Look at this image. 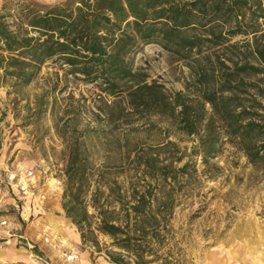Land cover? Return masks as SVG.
Wrapping results in <instances>:
<instances>
[{
  "label": "trees",
  "instance_id": "trees-1",
  "mask_svg": "<svg viewBox=\"0 0 264 264\" xmlns=\"http://www.w3.org/2000/svg\"><path fill=\"white\" fill-rule=\"evenodd\" d=\"M3 1L0 84L29 85L52 62L65 77L96 87L88 123L73 114L70 131L55 128L65 141L62 209L82 244L98 247L95 233L112 239L122 253L108 252L111 264L155 262L148 258L165 238L174 186L198 173L193 157L203 173L218 171L213 160L229 144L264 176V0L29 1L17 10ZM149 44L185 64L186 93H168L133 68L131 57ZM101 126L121 130L111 150L107 141L102 146L126 166L127 186L104 169L89 214L84 200L93 165L84 140ZM171 129L192 140L190 156L169 140ZM156 136L154 144L141 143ZM110 158L104 165L115 162Z\"/></svg>",
  "mask_w": 264,
  "mask_h": 264
},
{
  "label": "rangeland",
  "instance_id": "rangeland-1",
  "mask_svg": "<svg viewBox=\"0 0 264 264\" xmlns=\"http://www.w3.org/2000/svg\"><path fill=\"white\" fill-rule=\"evenodd\" d=\"M29 1L52 5L60 0H9L16 10ZM259 23L264 32V19ZM238 40L242 38L234 39ZM131 58L133 68L145 73L149 83L163 85L168 93H186L191 81L188 68L158 45H145ZM96 93L95 86L65 77L52 62L29 85L18 86L13 80L0 84V224L6 223L0 226V251L10 260L7 264H111L108 252L122 253L112 246L110 237L99 233H95L98 247L82 244L62 209L65 141L55 127L70 131L73 114L80 116V125H86ZM154 122L168 127L158 118ZM118 134L121 130L114 126H101L84 140L85 156L93 165L84 200L89 214L94 212L91 191L104 181V169L127 186L122 174L126 166L115 160L117 156L106 154ZM159 139L141 143L154 144ZM169 140L190 156L191 139L171 129ZM104 141L109 144L106 148ZM109 157L115 162L104 165ZM193 161L198 173L174 186L179 190L165 238L148 259L155 258L152 264H264V176L229 144L213 160L218 171L203 173L200 158ZM73 253L78 259L67 262Z\"/></svg>",
  "mask_w": 264,
  "mask_h": 264
},
{
  "label": "built area",
  "instance_id": "built-area-1",
  "mask_svg": "<svg viewBox=\"0 0 264 264\" xmlns=\"http://www.w3.org/2000/svg\"><path fill=\"white\" fill-rule=\"evenodd\" d=\"M5 225H6V223L4 221L1 222V224H0V226H5ZM77 259H78V256H77V254H74V253L72 255H69L66 257L67 262H74ZM40 264H48V263L46 261H41Z\"/></svg>",
  "mask_w": 264,
  "mask_h": 264
},
{
  "label": "bare ground",
  "instance_id": "bare-ground-1",
  "mask_svg": "<svg viewBox=\"0 0 264 264\" xmlns=\"http://www.w3.org/2000/svg\"><path fill=\"white\" fill-rule=\"evenodd\" d=\"M8 262H10V260L7 258L6 254L0 251V263L7 264ZM237 264H242V263L238 262Z\"/></svg>",
  "mask_w": 264,
  "mask_h": 264
},
{
  "label": "crops",
  "instance_id": "crops-1",
  "mask_svg": "<svg viewBox=\"0 0 264 264\" xmlns=\"http://www.w3.org/2000/svg\"><path fill=\"white\" fill-rule=\"evenodd\" d=\"M2 0H0V2H1Z\"/></svg>",
  "mask_w": 264,
  "mask_h": 264
}]
</instances>
